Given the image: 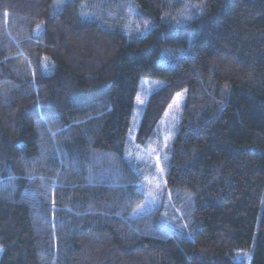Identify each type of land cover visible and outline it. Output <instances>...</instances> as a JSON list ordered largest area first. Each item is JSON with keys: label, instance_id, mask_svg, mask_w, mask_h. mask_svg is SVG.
<instances>
[{"label": "trees", "instance_id": "trees-1", "mask_svg": "<svg viewBox=\"0 0 264 264\" xmlns=\"http://www.w3.org/2000/svg\"><path fill=\"white\" fill-rule=\"evenodd\" d=\"M164 133L170 212L124 159ZM162 127H159V130ZM0 264H264V0H0Z\"/></svg>", "mask_w": 264, "mask_h": 264}, {"label": "rangeland", "instance_id": "rangeland-1", "mask_svg": "<svg viewBox=\"0 0 264 264\" xmlns=\"http://www.w3.org/2000/svg\"><path fill=\"white\" fill-rule=\"evenodd\" d=\"M163 85V81L143 78L141 80L140 91L137 94L135 109L130 121L128 131V143L124 159H126L134 173L138 174L141 181L136 183L145 195V199L139 204L132 215H144L156 210L161 213L170 212V206L174 202L173 193L167 187L165 168L169 159L168 151L172 138L164 133V128L174 124V118L179 112L181 99L174 100L169 106L165 118H163L158 128L155 130V137L148 143L139 144L136 136L143 116L145 103L153 91ZM159 127H162L159 130ZM4 248L0 244V258ZM252 251L239 252L235 261L240 264H251Z\"/></svg>", "mask_w": 264, "mask_h": 264}]
</instances>
